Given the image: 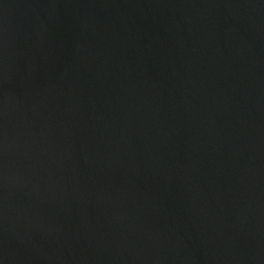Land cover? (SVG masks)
Masks as SVG:
<instances>
[{"label":"water","instance_id":"water-1","mask_svg":"<svg viewBox=\"0 0 264 264\" xmlns=\"http://www.w3.org/2000/svg\"><path fill=\"white\" fill-rule=\"evenodd\" d=\"M0 264H264V0H0Z\"/></svg>","mask_w":264,"mask_h":264}]
</instances>
